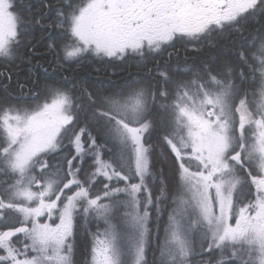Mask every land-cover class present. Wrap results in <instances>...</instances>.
Returning a JSON list of instances; mask_svg holds the SVG:
<instances>
[{
    "label": "snow or ice",
    "instance_id": "6c2138e0",
    "mask_svg": "<svg viewBox=\"0 0 264 264\" xmlns=\"http://www.w3.org/2000/svg\"><path fill=\"white\" fill-rule=\"evenodd\" d=\"M80 222L88 264H264V0H0V264H76Z\"/></svg>",
    "mask_w": 264,
    "mask_h": 264
},
{
    "label": "trees",
    "instance_id": "16d2710c",
    "mask_svg": "<svg viewBox=\"0 0 264 264\" xmlns=\"http://www.w3.org/2000/svg\"><path fill=\"white\" fill-rule=\"evenodd\" d=\"M222 51L223 49L207 48L199 52L181 49L177 54H174L167 66L169 68L175 67L178 63L180 65H184L185 63L189 65H200L210 61ZM98 67H100L99 73H95L91 68H88L81 73V75H86L89 81L104 83L110 86H119L125 80L138 74H142V70L138 69L133 62L115 63L107 67L98 65ZM161 67H164V65L162 64ZM29 84L31 85V82H29ZM154 142L159 144L158 140H154ZM160 147H162V145H160ZM157 153H159V148L157 149ZM95 231L96 228L94 224L90 223L85 228L83 222H80L79 231L76 236V264H88L90 259L89 252L92 245L91 233ZM148 258L151 261V251Z\"/></svg>",
    "mask_w": 264,
    "mask_h": 264
},
{
    "label": "flooded vegetation",
    "instance_id": "af4514ba",
    "mask_svg": "<svg viewBox=\"0 0 264 264\" xmlns=\"http://www.w3.org/2000/svg\"><path fill=\"white\" fill-rule=\"evenodd\" d=\"M36 2L38 3L39 0H36ZM40 51H41V53L44 52V49H43L42 46H41ZM37 59H39L41 63H44L45 67H48V64L46 63V61H47L48 59H50V57H48L47 54H44V55H42L41 57H37ZM37 71H38L39 75H41V76L44 75L42 69H38ZM49 74H50V75H55V76H57V77H59L60 75H62V73H60V72H53V71H52V68H49ZM28 86L31 87L32 85L29 84Z\"/></svg>",
    "mask_w": 264,
    "mask_h": 264
}]
</instances>
